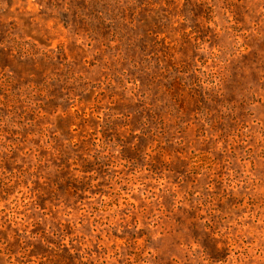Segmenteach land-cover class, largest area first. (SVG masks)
Segmentation results:
<instances>
[{"label":"rangeland","instance_id":"374dc122","mask_svg":"<svg viewBox=\"0 0 264 264\" xmlns=\"http://www.w3.org/2000/svg\"><path fill=\"white\" fill-rule=\"evenodd\" d=\"M66 1L0 0V264H264V0Z\"/></svg>","mask_w":264,"mask_h":264},{"label":"trees","instance_id":"16d2710c","mask_svg":"<svg viewBox=\"0 0 264 264\" xmlns=\"http://www.w3.org/2000/svg\"><path fill=\"white\" fill-rule=\"evenodd\" d=\"M42 1V0H41ZM73 1L74 0H67L66 2H64V8L61 10L60 9V13H62V15H66V17L68 18L69 16L68 15H71V16H74V14H73V11H72V9H71V7H72V4H73ZM53 9H58V6H55ZM18 51V50H17ZM25 52H27L28 54H30L31 52H28L29 50H24ZM19 52V51H18ZM27 53H25V54H27ZM47 56V55H46ZM78 82H80V81H74L73 83L76 85V86H79L80 85V83H78Z\"/></svg>","mask_w":264,"mask_h":264}]
</instances>
